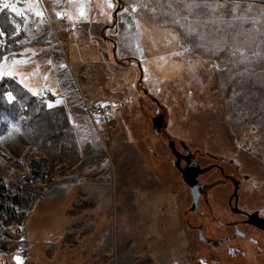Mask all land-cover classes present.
Returning <instances> with one entry per match:
<instances>
[{"label":"rangeland","instance_id":"rangeland-1","mask_svg":"<svg viewBox=\"0 0 264 264\" xmlns=\"http://www.w3.org/2000/svg\"><path fill=\"white\" fill-rule=\"evenodd\" d=\"M94 1L107 7L108 0ZM9 2L23 15L0 13V30L9 33L0 57H27L21 74L39 95L3 81L18 98L12 106L0 101V180L13 198L0 218L3 264H15L16 249L24 264H264V4L234 0L252 5L248 15L257 21L256 31L241 35L230 5L202 17L205 51L160 15L169 9L159 4L177 0H117L118 11L149 6L138 9L139 27L131 8L123 12L129 24L103 11L98 18L112 19L113 29L105 60L94 57L71 74L57 67L55 50L53 64L43 63L31 44L28 3ZM9 21L20 24L19 36ZM221 37L228 44L211 51ZM65 69L71 82H62ZM46 85L60 94L50 101L62 96L63 107L41 102L52 94ZM94 102L111 107L109 120L91 117ZM32 154L60 171L48 182L24 181Z\"/></svg>","mask_w":264,"mask_h":264},{"label":"snow or ice","instance_id":"snow-or-ice-1","mask_svg":"<svg viewBox=\"0 0 264 264\" xmlns=\"http://www.w3.org/2000/svg\"><path fill=\"white\" fill-rule=\"evenodd\" d=\"M260 3L264 4V0H260ZM181 4L183 7H181ZM225 5H230V13L231 21H241L240 29L241 31H238L236 34L241 35L244 32H252L256 31L254 25L257 23L255 17H251L248 15V13L251 11L252 5H248L247 7H244L242 9V6L239 3H235L234 0H224L223 4H213L209 3L208 0H192V2L189 3H184L183 0H177L176 3H167L165 4H159V7L161 8H167L169 11H162L160 15L167 19L168 17H171L170 23L172 24H179L181 28H186V32L184 33L185 37H191L192 40L190 41L193 44V47H198L202 48L205 51H209L208 47L206 46L205 41V35L203 32L198 31V26L206 24L208 21L207 20H202L201 18L204 16H212L213 13H215L217 8H223ZM75 12L73 13H67L64 11H55V18L57 20L60 19H67L68 21H73L74 18L76 20H82L86 18V8L83 3L80 4H75L73 5ZM107 7L109 9H112L114 5L112 4L111 0H108L107 2ZM149 6L146 4H133L129 5L128 7H125L122 9L123 12L128 13L129 8H131V13L136 14L138 9L143 10L145 8H148ZM29 10L31 12V15L36 17L37 19L33 21L38 27L48 24L51 21V17L46 18L45 17V12L46 9H43L40 7V0H36L35 4H29ZM151 11L153 13L156 12V7L153 6L151 8ZM4 12H11L14 13L15 16H22V12L20 9L17 8V5L15 3L9 2V0H0V13ZM237 12H240V15H236ZM182 13H187V14H182ZM228 13H224L223 15H227ZM261 17L264 18V11L260 13ZM189 16L193 17V20L189 21ZM251 21L253 28L251 29H244V24L248 23ZM225 23L228 24L229 28H235L236 26L232 24L230 21H224ZM24 23L27 24V19L24 20ZM9 24L12 26L13 35L19 36L20 34V24L15 23L13 24L12 21H9ZM137 26L139 27V23H137ZM219 31V29L217 30ZM9 35L8 32L0 30V40H3L4 37ZM173 40H178V37L173 36ZM235 39V37H233ZM196 41H200L197 43ZM228 44V41L226 38L221 37L220 40L215 41L213 44V47L211 51H219L221 48H224ZM26 51L31 52L32 56H36L37 52L33 49H28ZM43 51V49H41ZM239 51V49H232L231 54L235 55L236 52ZM179 55V53H176ZM253 55H257V53H254ZM242 59H247V57H244L243 54H241ZM10 61V64H9ZM29 59L25 57L23 60L17 58L14 55L10 56H3L0 57V101L3 103L12 106L15 105L18 102L17 96L14 94V90H8L3 87V81L5 78H11L13 80H16L17 84L20 86L21 89L26 90L28 93H31L32 96H38L39 92L34 90V88L29 87L28 84V77L23 76L21 74L20 70V65L29 63ZM46 63L48 65H52L53 61L52 60H47ZM58 68H65L66 65L63 63H60L57 65ZM36 69H39V65H36ZM50 71V69H49ZM44 80L48 81L49 76L47 73L44 75ZM56 83L58 84L59 81L57 80ZM46 91H50L53 96H58L60 95L58 91L56 90L55 87H48L46 85L45 87ZM23 97H21L22 99ZM42 103L46 105L47 108L52 109L54 107L60 106L63 107L65 104L64 98L61 96V98L56 99L55 102L53 103L52 101H44L41 100ZM104 105L101 104V107ZM67 121L69 123H75L73 116L71 113L67 115ZM99 122V121H97ZM25 238L23 236L20 237V240L23 241ZM23 252V249H16L15 254L12 256V260L15 262V264H24V259L21 253ZM0 264H3V261L0 260ZM200 264H205L204 261H201Z\"/></svg>","mask_w":264,"mask_h":264},{"label":"crops","instance_id":"crops-1","mask_svg":"<svg viewBox=\"0 0 264 264\" xmlns=\"http://www.w3.org/2000/svg\"><path fill=\"white\" fill-rule=\"evenodd\" d=\"M25 1L28 3V7L29 4L36 3V0ZM79 2L85 5L87 13L85 19L76 20L74 18L73 21H68L66 18L60 20L55 18V11L75 12L73 5L80 4ZM111 2L114 5L112 9L108 7L102 8L94 0H78L76 3L75 0H40V7L46 9L45 17H51L50 23L38 27L33 22L37 18L32 16L31 12L27 14V17L33 23L30 25V32H32L31 36L33 38L31 44H36V49L42 54V61L49 60V51L55 50L56 61L59 64H65L67 68L71 69V74H73V68L79 67L80 65L89 66L95 58L105 60L102 51L108 46L105 43V37L108 38L110 32L113 30L110 26L112 19L104 22L98 16L104 11L106 15L110 14L114 18L113 22L121 17L124 20L126 18V14L123 11L117 10V0H111ZM137 13L139 12L137 11ZM137 13L134 15L135 30H137ZM125 22L127 21L125 20ZM117 54L120 55L121 52L117 50ZM71 74L65 69L63 73L65 76L62 82H71ZM71 97L77 98V95L74 93ZM69 108V113L75 115L76 112L73 111L74 109L71 106Z\"/></svg>","mask_w":264,"mask_h":264},{"label":"built area","instance_id":"built-area-1","mask_svg":"<svg viewBox=\"0 0 264 264\" xmlns=\"http://www.w3.org/2000/svg\"><path fill=\"white\" fill-rule=\"evenodd\" d=\"M48 100L53 99L54 96L52 94H48L46 96ZM100 102H94V103H89V113L93 119H96L97 121H106L109 120L112 114V109L110 106L103 104L104 106L101 107ZM25 229V226L23 225L21 227V230L23 231ZM20 245H25L26 241L25 239L21 241L20 239L18 240Z\"/></svg>","mask_w":264,"mask_h":264},{"label":"bare ground","instance_id":"bare-ground-1","mask_svg":"<svg viewBox=\"0 0 264 264\" xmlns=\"http://www.w3.org/2000/svg\"><path fill=\"white\" fill-rule=\"evenodd\" d=\"M39 158V157H38ZM40 159V158H39ZM41 174L38 177L39 180H42L43 182H48L50 176L53 172H59L60 167L56 164H52L49 159L47 158H41ZM43 171V174H42ZM23 180L27 182H34L35 179H33L30 175V171H27L23 174Z\"/></svg>","mask_w":264,"mask_h":264},{"label":"trees","instance_id":"trees-1","mask_svg":"<svg viewBox=\"0 0 264 264\" xmlns=\"http://www.w3.org/2000/svg\"><path fill=\"white\" fill-rule=\"evenodd\" d=\"M12 199V196L7 192L6 185L0 180V218L3 212H6L9 209L10 201Z\"/></svg>","mask_w":264,"mask_h":264},{"label":"water","instance_id":"water-1","mask_svg":"<svg viewBox=\"0 0 264 264\" xmlns=\"http://www.w3.org/2000/svg\"><path fill=\"white\" fill-rule=\"evenodd\" d=\"M28 166L30 175L33 179H37L41 174V160L36 155H30L28 158Z\"/></svg>","mask_w":264,"mask_h":264}]
</instances>
